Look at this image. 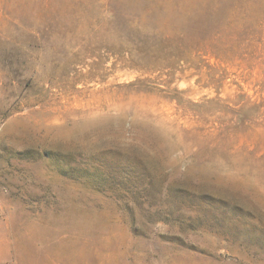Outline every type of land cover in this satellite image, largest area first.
Here are the masks:
<instances>
[{
  "label": "rangeland",
  "instance_id": "374dc122",
  "mask_svg": "<svg viewBox=\"0 0 264 264\" xmlns=\"http://www.w3.org/2000/svg\"><path fill=\"white\" fill-rule=\"evenodd\" d=\"M0 264H264V0H0Z\"/></svg>",
  "mask_w": 264,
  "mask_h": 264
}]
</instances>
